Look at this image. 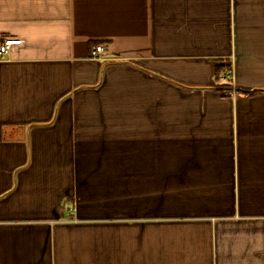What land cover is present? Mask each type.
Wrapping results in <instances>:
<instances>
[{"label": "crops", "instance_id": "0c3cea01", "mask_svg": "<svg viewBox=\"0 0 264 264\" xmlns=\"http://www.w3.org/2000/svg\"><path fill=\"white\" fill-rule=\"evenodd\" d=\"M6 37L0 264H264V0H0Z\"/></svg>", "mask_w": 264, "mask_h": 264}, {"label": "built area", "instance_id": "2783aa9c", "mask_svg": "<svg viewBox=\"0 0 264 264\" xmlns=\"http://www.w3.org/2000/svg\"><path fill=\"white\" fill-rule=\"evenodd\" d=\"M21 42L20 38L6 37L0 41V57L7 53L10 47L14 44H19ZM105 46L102 43L95 44L94 47L90 49V56L94 58H103L105 54ZM228 76V75H227Z\"/></svg>", "mask_w": 264, "mask_h": 264}]
</instances>
